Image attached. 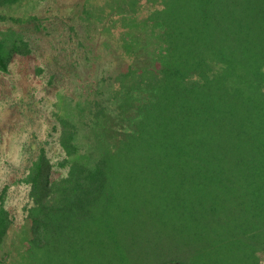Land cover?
I'll use <instances>...</instances> for the list:
<instances>
[{
    "label": "trees",
    "instance_id": "16d2710c",
    "mask_svg": "<svg viewBox=\"0 0 264 264\" xmlns=\"http://www.w3.org/2000/svg\"><path fill=\"white\" fill-rule=\"evenodd\" d=\"M148 1L149 47L134 39L111 84L116 125L103 96L64 105L67 174L50 181L41 152L22 180L25 264H263L264 0ZM129 7L117 1L121 24ZM12 225L2 198L0 245Z\"/></svg>",
    "mask_w": 264,
    "mask_h": 264
},
{
    "label": "rangeland",
    "instance_id": "374dc122",
    "mask_svg": "<svg viewBox=\"0 0 264 264\" xmlns=\"http://www.w3.org/2000/svg\"><path fill=\"white\" fill-rule=\"evenodd\" d=\"M117 1L21 0L0 6L8 16L0 22V42L4 41L9 57L8 69L0 68V201L5 199L13 219L0 245L5 264L27 260L28 209L33 199L31 185L22 180L31 161L41 152L46 154L50 181L68 172L67 154L60 143L59 116L64 105L96 103L103 96L108 100L106 112L110 111L106 126L117 123L111 111L115 109L111 84L131 62L127 47L133 50L135 39L137 54H143L150 32L141 22L148 0H127L130 7L124 12L136 8L138 18L124 24L119 21ZM13 37L20 40V50L10 49L7 41ZM135 62H141V55L135 54ZM261 256L264 264V252Z\"/></svg>",
    "mask_w": 264,
    "mask_h": 264
}]
</instances>
